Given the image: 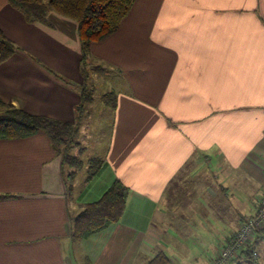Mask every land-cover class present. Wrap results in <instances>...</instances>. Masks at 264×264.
<instances>
[{
    "label": "crops",
    "instance_id": "crops-1",
    "mask_svg": "<svg viewBox=\"0 0 264 264\" xmlns=\"http://www.w3.org/2000/svg\"><path fill=\"white\" fill-rule=\"evenodd\" d=\"M46 21L0 0L17 48L0 99L67 123L85 106L69 149L83 166L64 165L44 133L0 139V264H147L160 252L212 264L264 196V0H136L85 58L76 23ZM91 160L102 166L88 179ZM115 181L128 189L121 220L72 241L81 207ZM250 247L264 264V226Z\"/></svg>",
    "mask_w": 264,
    "mask_h": 264
},
{
    "label": "trees",
    "instance_id": "trees-1",
    "mask_svg": "<svg viewBox=\"0 0 264 264\" xmlns=\"http://www.w3.org/2000/svg\"><path fill=\"white\" fill-rule=\"evenodd\" d=\"M135 1L7 0L12 8L23 15L27 23L47 24L46 17L49 13L76 23L83 58L88 56L92 44L102 42L119 29ZM16 51L15 45L0 30V65ZM89 94L84 91L82 104L90 100ZM102 101L108 107L116 106V96L113 93L104 95ZM82 112V107H80L76 122L67 123L14 109L0 99V139L17 140L44 133L61 156L62 163L74 170H80L83 162L80 158L71 156L69 147L74 144ZM88 165V179H90L100 170L102 162L91 160ZM127 195L128 189L119 181H115L99 200L83 205L80 213L71 223L72 241L79 242L87 239L118 223L126 208ZM243 253L245 264H250L253 259L251 247L249 246ZM147 264H171V261L160 252Z\"/></svg>",
    "mask_w": 264,
    "mask_h": 264
},
{
    "label": "built area",
    "instance_id": "built-area-1",
    "mask_svg": "<svg viewBox=\"0 0 264 264\" xmlns=\"http://www.w3.org/2000/svg\"><path fill=\"white\" fill-rule=\"evenodd\" d=\"M264 226V196L259 202L255 214L245 221L224 245L220 255L212 264H228L239 252L243 253L253 241L255 235ZM253 257L256 253L252 251Z\"/></svg>",
    "mask_w": 264,
    "mask_h": 264
},
{
    "label": "rangeland",
    "instance_id": "rangeland-1",
    "mask_svg": "<svg viewBox=\"0 0 264 264\" xmlns=\"http://www.w3.org/2000/svg\"><path fill=\"white\" fill-rule=\"evenodd\" d=\"M47 1V0H46ZM84 91H90V89L88 88V89H85ZM7 104V103H6ZM9 105V104H8ZM95 106H98V105H95ZM83 108V112H82V115H81V118L84 116V111H85V106L84 107H82ZM97 130H98V128H97ZM95 131V130H94ZM70 149H72L71 148V146L69 147Z\"/></svg>",
    "mask_w": 264,
    "mask_h": 264
}]
</instances>
